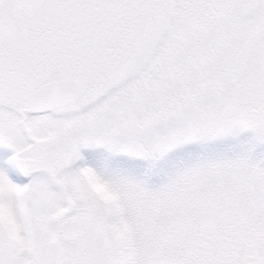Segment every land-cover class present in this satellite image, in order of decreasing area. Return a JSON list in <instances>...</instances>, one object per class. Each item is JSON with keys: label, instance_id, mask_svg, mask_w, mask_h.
<instances>
[{"label": "snow or ice", "instance_id": "obj_1", "mask_svg": "<svg viewBox=\"0 0 264 264\" xmlns=\"http://www.w3.org/2000/svg\"><path fill=\"white\" fill-rule=\"evenodd\" d=\"M0 264H264V0H0Z\"/></svg>", "mask_w": 264, "mask_h": 264}]
</instances>
